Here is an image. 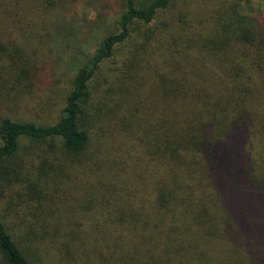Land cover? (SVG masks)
Instances as JSON below:
<instances>
[{"label": "trees", "instance_id": "obj_1", "mask_svg": "<svg viewBox=\"0 0 264 264\" xmlns=\"http://www.w3.org/2000/svg\"><path fill=\"white\" fill-rule=\"evenodd\" d=\"M182 1L123 0L54 125L0 118V185L18 178L22 141H58V171L89 173L92 233L120 264H264V6L228 0L135 37ZM58 2L0 0V91L34 71ZM127 46L111 90L97 95L101 65ZM29 242L0 221V264H37Z\"/></svg>", "mask_w": 264, "mask_h": 264}, {"label": "rangeland", "instance_id": "obj_2", "mask_svg": "<svg viewBox=\"0 0 264 264\" xmlns=\"http://www.w3.org/2000/svg\"><path fill=\"white\" fill-rule=\"evenodd\" d=\"M226 1L177 2L152 24L139 25L135 37L146 29L157 26L163 29L160 23L176 21L179 14H187L190 20L203 19ZM251 3L254 11H261L264 6V0H251ZM122 4L123 0L58 2L57 8L45 18L49 38L45 40L43 32V43L33 62L34 71L23 78L15 77L13 90L0 91V118L37 126L54 125L77 68L93 54L100 40L113 32ZM129 47L120 48L113 59L101 65L92 82V90L97 95L111 90L118 76L115 69ZM89 126L98 133H105V137L100 135L104 142L101 137L96 138L100 142L111 141H108V132L102 130L105 124L91 121ZM50 146L55 148L49 152ZM58 148V141L21 142L17 155L19 176L0 185V221L12 238L30 241L26 247L37 264H120L118 255L107 245L108 240L106 243L102 240L103 234L92 233L94 224L86 209L92 197L91 184L86 178L89 173L84 170L71 174L66 170L59 172L58 166H66V162ZM72 164L81 163L67 165ZM91 177L92 185L98 182Z\"/></svg>", "mask_w": 264, "mask_h": 264}]
</instances>
